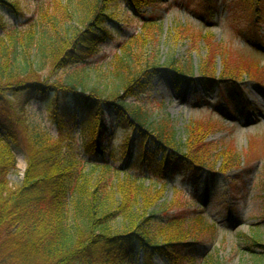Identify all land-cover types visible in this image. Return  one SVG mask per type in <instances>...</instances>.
Segmentation results:
<instances>
[{"label": "trees", "instance_id": "16d2710c", "mask_svg": "<svg viewBox=\"0 0 264 264\" xmlns=\"http://www.w3.org/2000/svg\"><path fill=\"white\" fill-rule=\"evenodd\" d=\"M0 1L13 15L25 18L14 4ZM75 1L81 4L87 0ZM75 1L68 0L62 8L57 3L49 9L43 7L36 20H27L13 29H7L0 21L4 31L0 36V264H139V253L148 257V264H153V256L177 264H198L199 260L210 264L204 242L190 238L196 228H214L215 224L204 216L194 223L180 220L166 206L155 216L148 214L149 205L139 210V199L151 204L160 197L144 185L145 180L133 178L128 171L136 163L156 166L153 173L145 175L146 179L160 182L163 175L175 176L184 170L213 172L217 162L222 161L219 171L226 175L233 164L240 163L239 155L225 143L221 144V152L205 144L206 124L186 128L188 132L185 130V137L177 145L178 133L168 119L157 120L147 109L117 95L120 91L128 97L144 95L147 88L142 77L159 67L152 60L143 59L141 50L131 45L135 41V47H139V36L130 38L127 43L131 44L123 47L124 54L117 58L112 71L118 85L106 95L99 87L89 88L94 74L66 70L84 64L85 52L109 37L107 21L113 22L110 17L102 19L111 0H93L84 7L81 28L71 25L77 17L75 9L71 10ZM126 1L139 16L142 7L164 0ZM245 1L257 11L245 18L264 25V0L261 4L238 0L239 6ZM199 7L209 19L214 18L212 0H202ZM144 26L149 31L158 27L150 18L144 20ZM214 55L212 51L208 59L211 67L207 63L200 68L203 78L221 88L224 99L242 101L240 68L226 65L229 54H224V72L214 77ZM241 66L248 72L257 68L249 62ZM162 67L177 78L194 76L191 62L183 64L171 58ZM252 81L264 85V79ZM15 95L26 103L30 99L43 103L55 119L57 131L46 128L25 108H14L11 97ZM76 115L92 124L91 142L80 148L68 137L66 127ZM117 119L128 136L114 147L107 134L110 122ZM135 154L136 162L131 161ZM18 155L26 158L27 170L22 187L13 189L8 178L17 172ZM106 171L123 176L119 185L125 203L122 201L113 220H105L111 215L105 197L113 179H108L106 185L92 182L93 175ZM262 190L260 196L264 200V182ZM188 211L184 206L175 213L181 216ZM118 217L123 218L125 227L122 233L115 234L111 223ZM251 238L254 244L248 253L264 261V243L255 235Z\"/></svg>", "mask_w": 264, "mask_h": 264}, {"label": "rangeland", "instance_id": "374dc122", "mask_svg": "<svg viewBox=\"0 0 264 264\" xmlns=\"http://www.w3.org/2000/svg\"><path fill=\"white\" fill-rule=\"evenodd\" d=\"M7 1L8 4H14L26 17L22 22L28 23L27 20L38 18L41 8L49 9L55 3L62 8L68 0ZM92 1H80L81 4L74 2L75 7L71 6V10L75 9L77 17L71 25L81 28L79 26L84 20V7ZM251 1L253 4H261V0ZM201 2L202 0L199 3H192L191 0L150 2L149 6L142 7L138 16L128 9L126 1L111 0L102 18H112L114 23L107 21L111 34L98 46H92L85 52L87 58L82 62L84 64L66 70L94 74L89 80V88L99 87L101 93L106 95L118 85L113 80L112 71L117 58L124 54V46L135 44V50H141L144 54L143 59H150L158 65L156 72L142 77V84L147 88L144 95L128 97L123 91L117 95L127 103L133 102L147 109L149 115L157 120L168 119L178 133L177 145L181 144L186 131L192 126L206 124L208 129L204 137L205 144L210 145L215 152H221L219 149L222 143L231 146L239 155L240 163L233 164L231 170L228 168L230 172L226 175L219 171L222 161H218L213 172L184 170L175 178L163 175L160 182L156 179L154 182L146 179L144 185H148L153 194L159 195L160 198H154L151 204L139 199L138 209L149 205L148 214L155 216L166 206L167 210H172V215L180 220L194 223L205 217L214 223V228H196L190 238V241L195 239L204 242L202 246L205 249L207 247L205 255L210 256V264H264V261L260 262L248 253L249 247L254 244L251 235H255L256 240L264 243V200L260 196L264 182V85L252 81L264 79V52L261 50L264 49V25L258 26L245 18L251 13L253 15V12L257 13L246 1L239 6L238 0H212V5L215 6L213 19H209L199 7ZM149 18L158 26L156 29L152 28V31L144 26V20ZM0 21L7 29H13L15 23H21L20 19L10 15L1 1ZM112 27L117 33H114ZM135 36H139L136 39L139 40V47H135V41L127 43ZM212 51L215 53L212 62L214 77H220L224 72V54L228 53V58L232 60L231 62L227 58L226 65H232V69L240 68L238 71L243 78L240 86L242 101L224 99L221 88L216 84L210 85L203 78L200 68L207 63L211 67L208 59ZM256 52L260 55L255 54ZM171 58L183 64L191 62L195 68L194 76L177 78L169 69L162 67L163 63ZM240 58L243 61H240ZM246 62L256 65L257 68L248 72L241 66ZM11 98L14 108L23 107L39 122L44 119L45 125L51 131L57 129L56 121L45 105L36 99H30L26 103L20 95ZM74 118L75 120L66 127L67 130L73 131L81 146L83 140L89 139L92 124L83 121L80 116L76 115ZM61 121L64 124L60 117ZM120 122V119L110 122V131L107 134L113 145L117 146L128 136L119 126ZM146 148L149 150L150 146L146 144ZM25 159L22 155L17 156V172L8 178L13 189L22 187L24 183L27 170ZM132 173L144 176L142 169ZM122 178L121 175L115 176L113 171L92 176L93 184L106 185L108 179H113L114 182L107 185L105 198L109 203L108 211L111 215L105 220H113L122 206V201L125 203L120 187ZM184 206L189 209L188 213L178 216L175 210ZM111 227L113 233L120 234L124 230L125 221L118 217L112 221ZM142 254L144 255L139 253V260ZM150 259L153 264H177L162 257L155 256ZM198 264H207V261L199 260Z\"/></svg>", "mask_w": 264, "mask_h": 264}, {"label": "bare ground", "instance_id": "6f19581e", "mask_svg": "<svg viewBox=\"0 0 264 264\" xmlns=\"http://www.w3.org/2000/svg\"><path fill=\"white\" fill-rule=\"evenodd\" d=\"M166 84H164V86H165ZM159 257V256H158ZM160 258V257H159ZM149 259H148V257L147 256H145V257H141L140 258V260L138 259V262L140 263V264H148V261Z\"/></svg>", "mask_w": 264, "mask_h": 264}]
</instances>
